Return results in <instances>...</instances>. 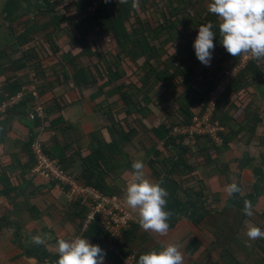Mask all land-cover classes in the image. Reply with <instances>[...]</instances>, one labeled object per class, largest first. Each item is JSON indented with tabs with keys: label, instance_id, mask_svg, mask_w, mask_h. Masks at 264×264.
I'll return each instance as SVG.
<instances>
[{
	"label": "crops",
	"instance_id": "0c3cea01",
	"mask_svg": "<svg viewBox=\"0 0 264 264\" xmlns=\"http://www.w3.org/2000/svg\"><path fill=\"white\" fill-rule=\"evenodd\" d=\"M38 1L0 0V99L23 93L22 101L0 116V264H56L58 241L76 237L98 245L106 253L103 264H116L119 248L104 228L94 224L85 229L80 207L66 191L31 175L26 148L31 139H43L56 160L66 157L84 185L94 178L93 165L111 164L96 172L107 171L101 175L107 188L134 219L124 243L138 259L172 243L180 245L184 264H264V239L248 241L245 234L249 223L264 230V83L253 90L254 111L248 119L235 109L228 113L233 117L228 126L242 133L219 155L205 137L190 149L188 142L174 144L165 105L128 106L123 95L134 92L128 85L136 76L131 78L126 64V75L108 84L106 77L95 79L91 62L70 41L66 23L56 30L41 20L48 25L36 35L31 24ZM27 29L34 32L23 42ZM49 34L59 50L55 45L49 49ZM109 47L117 48L116 41ZM37 58L41 66L36 69ZM74 63L85 67L84 77L77 75ZM135 160L145 163L148 179H162L169 193L165 210L172 215L164 237L143 230L136 211L126 204ZM231 183L241 191L229 197L225 188ZM244 200L252 202L251 217L243 214ZM36 236L42 243L34 242Z\"/></svg>",
	"mask_w": 264,
	"mask_h": 264
},
{
	"label": "trees",
	"instance_id": "16d2710c",
	"mask_svg": "<svg viewBox=\"0 0 264 264\" xmlns=\"http://www.w3.org/2000/svg\"><path fill=\"white\" fill-rule=\"evenodd\" d=\"M96 1H38L36 17L31 27L36 31V35H39L48 24L57 30L61 24L66 23L65 29L70 35V41L80 47L82 56L91 62L90 68L95 70V79H101V76L106 77L109 79L108 84H111L116 81L115 78L118 80L126 75L127 69L124 66L126 64L132 70L131 78L136 76V80L132 79L128 85L129 90L134 92L128 90L129 93L123 95L128 106L136 107L142 102L147 106L160 108L161 104L165 105L169 111H167L169 121L167 127L171 134L175 127L189 126L197 115L203 114L210 95L218 86L225 71L232 69L242 59L243 55L238 57L229 55L220 44L218 17L208 11L211 0H139L135 8L132 6L133 0L104 1L93 10ZM44 19L50 23L41 24V20ZM209 21L214 25L212 30L217 38L213 41L215 48L212 50L210 66H204L195 56L193 43L198 27ZM32 29L24 32L23 42H26L30 34H33ZM114 40L117 48L112 49L109 44ZM50 41L49 49L54 51L55 43L52 37ZM54 48L59 50L56 45ZM39 49L41 50L40 44L36 43V52L39 53ZM37 59L36 69L41 66V61ZM74 69L78 76L84 77L85 67L74 63ZM81 82L79 81L78 84L81 85ZM263 83L264 60H250L246 68L232 78L216 108L214 120H218L227 132L220 135L221 146L212 144L214 154L219 155L222 148L230 145L242 133V130L234 132L228 126L233 118L228 113L235 109L238 112L237 115L240 117L244 115L248 119L250 112L254 111L251 103L253 90ZM85 85L88 86L87 83ZM157 88L162 89L161 97L157 94ZM1 103L2 99H0ZM221 115H224V119ZM255 126L252 129H255ZM171 137L174 144L186 146L189 144L188 149L200 138L173 135ZM41 142L45 146L46 154L54 160L47 146L43 144V139ZM32 143L33 139L26 146L32 163L29 171L35 163L31 152ZM184 149L187 152L188 149L185 147ZM68 161L66 157H63L59 163L66 173L73 176L70 171L73 164ZM170 163L172 159L167 162V165ZM104 164L93 165L94 178L89 179L85 185L79 178L73 177L83 186L93 187L108 196H117L115 192L107 188L104 177L101 176L107 171L97 175L96 171L99 169L107 167L106 170H109L108 166L111 164ZM75 202L80 207L77 214L83 224L90 208L82 199ZM116 245L119 248L118 253H115L113 257L116 264H121L128 255L134 253L126 242L122 245L116 241Z\"/></svg>",
	"mask_w": 264,
	"mask_h": 264
},
{
	"label": "clouds",
	"instance_id": "9594fccd",
	"mask_svg": "<svg viewBox=\"0 0 264 264\" xmlns=\"http://www.w3.org/2000/svg\"><path fill=\"white\" fill-rule=\"evenodd\" d=\"M138 3L139 0H133L132 6L135 8ZM208 11L218 17L219 42L229 55L264 60V0H211ZM213 27L211 21L199 26L193 43L195 56L204 66H210L212 50L215 48L213 41L217 36ZM144 169L142 160L132 162L131 178L125 193L126 204L136 211L139 226L143 230L164 237L169 232L168 221L172 215L165 210L169 193L162 187V179H148ZM225 191L232 197L241 189L236 183H231ZM243 204V214L251 217L252 202L244 200ZM245 234L248 241L264 239V230L252 223L248 224ZM33 240L42 243L40 236ZM58 255L56 264H103L106 253L88 239L76 237L71 241L59 240ZM138 264H184V255L179 244L169 243L159 250L141 254Z\"/></svg>",
	"mask_w": 264,
	"mask_h": 264
},
{
	"label": "built area",
	"instance_id": "2783aa9c",
	"mask_svg": "<svg viewBox=\"0 0 264 264\" xmlns=\"http://www.w3.org/2000/svg\"><path fill=\"white\" fill-rule=\"evenodd\" d=\"M104 1L122 2L126 0H97L92 9L95 10L98 4ZM250 60H252L250 56H242L237 65L232 69H227L218 86L210 95L203 114L197 115L189 126L175 127L172 135L188 138L205 137L214 145L221 146L222 139L220 135L224 132V129L218 120H214L218 102L231 83L232 78L244 70ZM32 94H36L33 89ZM22 99L23 93H19L2 102L0 104V116ZM36 114V111L34 114H30V119H34ZM38 114H40L39 111ZM31 152L35 162L31 170L32 176L42 177L55 183L59 188L66 191L73 202L82 199L89 206L90 210L84 221L85 229L94 224H99L111 239L120 244L124 243L125 233L131 227L134 219L124 208L118 196H108L93 187L79 184L73 176L66 173L59 161L52 160L46 154L45 147L39 139L34 140L31 144ZM121 264H137V254L131 253Z\"/></svg>",
	"mask_w": 264,
	"mask_h": 264
},
{
	"label": "rangeland",
	"instance_id": "374dc122",
	"mask_svg": "<svg viewBox=\"0 0 264 264\" xmlns=\"http://www.w3.org/2000/svg\"><path fill=\"white\" fill-rule=\"evenodd\" d=\"M157 94L159 95V97H161L163 95L161 88H157Z\"/></svg>",
	"mask_w": 264,
	"mask_h": 264
}]
</instances>
